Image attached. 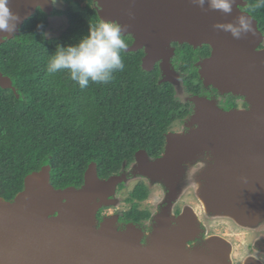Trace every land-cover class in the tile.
I'll use <instances>...</instances> for the list:
<instances>
[{"label":"water","instance_id":"1","mask_svg":"<svg viewBox=\"0 0 264 264\" xmlns=\"http://www.w3.org/2000/svg\"><path fill=\"white\" fill-rule=\"evenodd\" d=\"M101 20L126 25L123 35L134 36L127 51L145 49L142 67L152 71L162 60L168 81L171 42L194 47L207 44L211 56L200 63L206 85L223 93L246 96L248 111H223L205 98H192L197 125L186 135H172L166 154L147 163L144 175L152 180L175 184L178 166L198 153L213 155L214 163L202 172L198 197L207 212L226 216L244 227L264 221V34L253 16L239 9L235 0L231 14L207 10L192 0H97ZM10 8L20 22L11 36L0 34V44L20 33L26 20L40 8L51 15L52 0H10ZM241 15L253 19V31L239 39L214 24H236ZM254 33V34H253ZM0 87L12 89V80L0 71ZM50 166L32 172L24 179V189L12 201L0 198V264H233L229 242L214 236L203 246L189 249L192 227L186 216L160 221L147 243L135 226L119 231L114 220L97 227V214L103 206L115 205V195L123 177L98 176L91 163L80 188H55ZM180 171V170H179ZM243 264H264L247 258Z\"/></svg>","mask_w":264,"mask_h":264},{"label":"trees","instance_id":"2","mask_svg":"<svg viewBox=\"0 0 264 264\" xmlns=\"http://www.w3.org/2000/svg\"><path fill=\"white\" fill-rule=\"evenodd\" d=\"M64 1L66 9L53 14L68 19L60 35L47 37L49 16L38 8L18 35L0 44V71L16 90L0 87V198L6 201L24 189L27 175L44 166H50L57 189L81 187L93 162L101 179L118 174L137 150H154L172 122L187 115L188 104L173 85L159 83V68L143 69V50L122 51L124 70L106 84L90 81L81 88L66 71L50 74L47 65L57 46L78 43L91 24L101 21L95 0ZM247 1L246 10L264 34V7ZM123 38L129 47L133 38ZM178 51V66L184 69L202 53L188 45ZM131 196L142 200L146 192ZM133 210L126 213L128 219L144 216Z\"/></svg>","mask_w":264,"mask_h":264},{"label":"flooded vegetation","instance_id":"3","mask_svg":"<svg viewBox=\"0 0 264 264\" xmlns=\"http://www.w3.org/2000/svg\"><path fill=\"white\" fill-rule=\"evenodd\" d=\"M95 1L98 11V3L97 0ZM241 1L244 5H239V9L249 13V11L246 10L248 1ZM53 6L54 9L52 14L49 15V18L53 16L55 17L56 15H53L54 12L59 10L55 7L54 3ZM128 35L133 38L132 44L130 45L132 46L134 43V36L131 34L124 36ZM184 45L190 46L193 51L198 49L202 50V53L198 54L197 60L189 69H184L183 67L178 66V50ZM205 46L209 47L208 52L206 49L204 50ZM263 48L264 41L260 45L259 50ZM170 49H173V52L170 55L168 69L174 73V78H176V80H166L167 76L164 74L161 67L162 60L155 64L154 69L159 68V83L172 84L176 90V94L181 97L184 103L188 104L185 107L187 115L182 119H176L172 122L170 129L163 133L164 139L159 143L158 147H155L152 151L139 149L135 152L134 159L129 165L126 166V163L123 164L122 170L118 174H115L122 176L123 182L118 184L115 195L109 198L114 200L116 204L103 206L98 211L97 227H100L106 220H114L117 230L123 232L130 226H135L143 233L142 244H146L149 236L154 232L160 221H164L165 219L170 220L171 226H177L176 219L187 215L186 217L190 219V226L193 230V236L187 243L189 249L203 246L211 237L220 236L229 242L233 251V244L229 239L219 233L208 231L209 224L212 221L228 220L235 226L248 230V232L255 237L249 246L251 252L244 258L242 264L247 258H254L264 262L260 257L261 255L264 256V221L253 227L241 226L229 217L216 216L211 212H207L198 197L199 189L201 187L199 179L202 176V172L205 171L210 164L214 163L213 155L211 153H198L196 159H188L186 162H182V164L178 166V172L176 171L175 173L176 182L172 186L164 183V181L152 180L150 177L143 174L144 171L141 166L144 165H142V163H154L165 156L170 136L186 135L190 133L192 129L197 128V125L191 124L192 116L195 113L196 107L192 98H205L215 103L223 111H248L251 108L246 96L236 95L234 93H223L212 85L204 84L200 75V63L211 56L212 49L209 45L203 44L194 47L188 43L171 42L170 46L166 48L167 53L169 52L168 54H170ZM140 50H143L145 56V49L143 48ZM189 83L194 84H190L188 89L186 86H188ZM129 186H132L130 190L127 189ZM141 189L146 192V197L144 199L140 200L138 196H135L134 198L131 196V194H134L137 190ZM135 208L138 212L143 213L144 216L139 215L135 220H131V218L128 219L126 213L131 210L134 211L133 209ZM198 208L201 210L198 211ZM109 210H112V212H108ZM199 212H201V214ZM201 215L203 218H201ZM232 262L235 264L233 258Z\"/></svg>","mask_w":264,"mask_h":264},{"label":"clouds","instance_id":"4","mask_svg":"<svg viewBox=\"0 0 264 264\" xmlns=\"http://www.w3.org/2000/svg\"><path fill=\"white\" fill-rule=\"evenodd\" d=\"M52 2L56 3L57 0ZM192 3L201 9L207 3V10L231 14L235 0H192ZM9 5L10 0H0V34L7 33L11 36L16 32L20 16ZM256 7H264V0H258ZM213 27L230 32L234 38L239 39L242 33L253 31V19L241 15L236 24H214ZM126 29V25L104 20L91 24L88 34L78 43L57 46L48 62L47 71L50 74L66 71L70 79L81 88L87 87L90 81L96 84L109 83L113 74L123 71L125 67L121 52L128 47L123 38Z\"/></svg>","mask_w":264,"mask_h":264},{"label":"rangeland","instance_id":"5","mask_svg":"<svg viewBox=\"0 0 264 264\" xmlns=\"http://www.w3.org/2000/svg\"><path fill=\"white\" fill-rule=\"evenodd\" d=\"M55 7L59 10L65 9L67 4L64 0H57L54 3ZM78 7V5H75ZM68 26V19L66 16H53L49 18V26L46 30L47 37H56L60 35ZM142 167V166H141ZM146 167H142L143 171H145ZM132 186H129L127 189L130 190ZM127 190V191H128ZM201 209L198 208V211ZM108 212H112L109 210ZM201 214V212H199ZM201 218L203 216L201 215ZM208 231L216 232L220 235L229 239L233 244V251H232V258L235 264H242L244 258L251 252L249 246L253 240V234L248 232L246 229L239 228L235 226L232 222L228 220H218L212 221L209 224ZM255 236V235H254ZM261 259L264 261V256H260Z\"/></svg>","mask_w":264,"mask_h":264},{"label":"bare ground","instance_id":"6","mask_svg":"<svg viewBox=\"0 0 264 264\" xmlns=\"http://www.w3.org/2000/svg\"><path fill=\"white\" fill-rule=\"evenodd\" d=\"M207 153V152H206ZM184 162V161H183ZM190 162V161H189ZM142 165H144V166H142V167H146L147 168V163H142Z\"/></svg>","mask_w":264,"mask_h":264}]
</instances>
